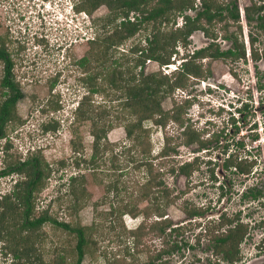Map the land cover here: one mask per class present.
<instances>
[{"label": "rangeland", "instance_id": "rangeland-1", "mask_svg": "<svg viewBox=\"0 0 264 264\" xmlns=\"http://www.w3.org/2000/svg\"><path fill=\"white\" fill-rule=\"evenodd\" d=\"M254 1L257 0H237L242 7ZM78 3V0H0V45L11 57L12 77L23 93L5 128V135L13 145L8 153L0 150V169L32 156L40 159L45 166V176L40 181V188L33 193L35 215L47 210L49 215L68 222L72 227H87L82 264H228L222 259V252L214 251L205 229L225 233L238 221L246 228V234L237 246L238 260L232 264H264V75L261 68L254 65L248 54L247 60L240 59L236 63H231L228 58L192 60L190 73L202 70L200 73L204 75L210 71L208 80L201 84V76L188 77L184 87L162 98L164 110H174L178 120L187 124L190 132L193 129L199 132L207 147L199 151L196 143L185 144V134L176 136L182 127L170 120L165 127H159L149 119L143 123L149 127V144L140 139L128 152L127 148L134 141L126 136L124 129L127 114L121 103L125 95L106 82L103 85L105 92L99 91L90 97V115L102 117L98 119L100 126L107 125L108 121L113 126L107 131L106 139L99 142L94 167L84 161L75 167L74 157L89 158L93 136L90 134V120L77 121L74 110L91 86L101 84L96 77L97 62L92 61L85 69L79 65L78 59L89 49L92 38L104 30L111 32V25L121 18L103 27L109 13L105 5L87 13L76 9ZM130 16L139 17L137 12ZM178 23L180 25L181 17ZM178 23L163 22L156 30L165 35ZM230 25L226 32L220 23L214 30L221 35L235 31L234 25ZM254 25L255 20L244 24L245 32L238 37L242 40L248 38L250 30L257 31ZM152 28L151 24L141 23L133 36L118 47H112L107 61L110 69L120 68L126 75L127 67L133 65L138 53L130 54L128 58L120 57L121 53L126 54L135 44L147 48ZM207 42L200 31L194 32L185 43L186 48L182 47V41L176 43V60L183 59L182 52L186 53V49L205 46ZM115 59L117 63L113 62ZM172 69L173 66H160L154 59H146L133 72L170 73ZM2 74L0 60V80ZM187 96L190 98L182 104ZM242 100L246 101L247 108L241 117L235 118L238 122L231 125L230 121L227 122L232 108L230 103L239 106ZM54 121L59 123L58 130H43V125ZM166 135L170 155L161 163L159 155ZM217 137L221 141L218 142ZM3 141L5 139L1 138V145ZM141 148L148 149L149 155L141 153ZM133 155L140 159L154 158V171L162 167V177L171 189V197L178 194L176 201L165 210L163 217H167L171 225L163 235L149 229L154 220L159 219L152 205L153 188L144 192L152 171L149 165L132 161L130 157ZM185 161L192 163L188 174L181 175L177 167ZM238 163L243 172L235 168ZM171 167L176 170L171 171ZM78 171L83 176L71 186L69 176ZM24 176L25 173L10 171L0 177V196L9 192L15 179H25ZM114 179L118 180V189H108ZM249 188L259 190L256 199L250 198L249 193L242 197ZM76 198L78 204L74 206ZM135 204L137 209L150 204L149 217H143L142 213L136 217L123 213L118 219L117 212H110L112 206ZM0 211L4 210L0 207ZM189 211L199 213L188 214ZM221 213L232 222L220 225L218 217ZM143 218L146 228L140 243L133 246L131 232ZM21 221L19 215L0 221V245L8 243L12 252L18 250L20 258L14 260L15 264L75 263V233L51 222H44L30 231L21 228ZM176 226H181L179 233L172 229ZM7 233L11 238L13 234L15 238L27 237L28 242L15 243V239L9 240ZM174 242L178 247L160 254ZM224 247L228 248L230 244ZM12 257L11 252L3 254L1 251L0 264H11Z\"/></svg>", "mask_w": 264, "mask_h": 264}, {"label": "trees", "instance_id": "trees-1", "mask_svg": "<svg viewBox=\"0 0 264 264\" xmlns=\"http://www.w3.org/2000/svg\"><path fill=\"white\" fill-rule=\"evenodd\" d=\"M201 1V10L197 12L196 18H191L189 15H185L186 22L183 27H177L176 29H171L168 33L160 34L158 30L159 25L163 22L169 23L170 20L174 21V17L177 12H181L184 9L194 7L195 0H78L79 10H83L87 13H92L96 8L101 5H105L109 13L106 15V19L103 23V27H106L114 23L117 18L121 17L124 19L119 20L118 23L111 25V32L109 30L105 31L102 34H98L97 37L92 38L89 41V49L86 53L78 59L79 65L82 68L89 66L92 61L97 62V73L96 77L100 79V85H93L88 89V94L82 97L75 107L74 114L76 120H90V134L93 136V149L88 159H84L82 155L75 158V167H79L80 163L84 161L86 165L90 164L94 167V160L99 152V142L103 138L106 139L107 131L112 128L113 123L108 121L107 125L103 123L99 125V121L102 117H94L90 115L91 108V96L96 92H105L103 85L107 82L110 87L122 90V93L125 95L124 100L121 105L124 113L127 114L126 123L124 124V129L126 131V136L129 139L134 141L133 145H130L127 148L128 152H131V149L137 145L141 140L144 139L143 143L149 144L148 139V128L143 125L145 120H152L154 125L159 127H165L168 120L173 117L176 118L177 114L173 110H164L161 106V100L166 95L172 94L176 89L184 87L186 81L188 80V74L191 72V63H185L183 70L175 73L173 76H170L169 72H151L144 73L143 71L133 72L134 68L138 65L144 63L146 59H154L159 63V65L170 64V57L174 52L175 44L178 40L186 42L188 35L194 29H201L206 35H211L210 30L212 27H215L217 22L223 21L224 19L238 20L239 14L236 4L233 0H229V4H223L219 0H200ZM231 5V6H230ZM256 8V7H253ZM131 10L138 11L139 17H135L134 20L129 19V13ZM249 12V9L247 10ZM249 16V15H248ZM203 17L206 21L202 22ZM258 27L264 28V16L259 15L257 17ZM141 23L151 24L153 26L151 30L152 36L147 41L148 47L141 48L138 45H131L127 53H121L120 57H126L130 54H137L135 62L130 67H127L126 75L124 71L120 68L110 69V64L107 63L112 53L110 50L112 47H118L119 44L129 39L133 36L138 30ZM208 25V26H207ZM156 30V31H154ZM213 31V30H212ZM204 34V35H205ZM205 35V36H206ZM208 37V36H206ZM225 37L237 39L235 31L230 34H226ZM209 38V37H208ZM254 41V37L252 39ZM240 45V46H239ZM236 45V50L228 49L224 52L214 49L209 54L211 56H244V46L243 43ZM209 47L200 48L196 51L197 56H205L208 52ZM125 52V51H123ZM254 57L258 58L259 55L254 51ZM0 60L3 62V74L0 80V139L4 138L2 145L0 144V150H3V153H8L9 149L12 147V140L8 139L6 136V126L10 119L13 118L15 114V107L18 100L23 96L22 91L19 86L15 83L14 78L12 77V62L9 56V53L3 47L0 46ZM117 63V59L113 61ZM111 62V63H113ZM197 71V70H196ZM202 70H199L195 73L199 74ZM194 73V74H195ZM124 76H126L125 79ZM89 78V77H88ZM89 96V97H88ZM88 101V102H87ZM59 123L54 121L53 123L43 125V130H58ZM186 134V140L184 141L186 145L197 143L198 146H205L204 141L200 139V134L193 130L190 132L188 128H185L183 131ZM107 147V145L105 146ZM105 149V148H104ZM142 149V148H141ZM133 150V149H132ZM169 137L165 136V141L161 154L159 158L161 163L165 157L169 156ZM173 150V149H172ZM143 154H148L150 151L148 149H142ZM132 161L138 162L139 165L146 164L149 165L151 178L145 185V191L148 189L152 190L153 188V204L156 216L159 219L154 220V222L149 226V229L156 231L158 235H163L166 228L171 225V221L165 216V210L171 202H175L178 198V194L171 197V189L166 185L163 180V170L162 167L155 168L153 167L152 160L154 158H137L135 155L131 156ZM149 162V163H147ZM191 165V162H183L178 165L177 172L181 175L188 174V168ZM240 172H243L240 163L237 164ZM175 167H171L173 171ZM27 170V171H26ZM45 166L40 161L37 156H32L31 158L25 159L22 162L16 164H10L7 168L0 169V176L8 174V172L13 171L17 173H25V179H15L13 186L10 188L9 192L4 193L0 196V207L4 211H0V221L5 220V218H13L14 215H19L22 219L21 228L29 229L33 231L39 228L44 222H51L56 226H60L63 229L73 232L76 234L77 243L75 246L77 258L74 264H82V260L85 254V245L87 239L85 236V230L87 227L77 226L72 227L68 222L59 221L55 217H52L48 214L47 210H44L39 215H35L34 212V195L33 193L40 188V181L45 176ZM80 170V169H79ZM176 170V168H175ZM26 171V172H25ZM154 171V173H153ZM170 171V172H171ZM80 171L69 176V184L74 185L78 177L83 176ZM118 180H112L108 189L117 188L118 189ZM250 191V197L256 199L259 196V193L256 191ZM74 193V190H71ZM143 192V191H142ZM141 194V190H140ZM247 194L244 193L243 196ZM143 196V195H142ZM73 205L77 206V198L74 200ZM129 205V204H127ZM113 207L110 209V212H117L118 219L122 216L123 213H128L132 217H136L142 213L143 217H149L148 211L151 209L150 204L145 205L142 208L137 209L136 204L130 207ZM9 213V214H8ZM196 211H189L188 214H198ZM10 215V216H8ZM143 220L131 233V241L133 246H137L140 243V238L143 236V232L146 228L145 222ZM235 220V219H234ZM220 222V223H219ZM217 222L220 225L232 222L231 218L225 217L223 214L220 216V220ZM218 225V226H220ZM217 227V226H216ZM208 228V227H207ZM205 229V234L210 236L209 239L212 240L214 251L222 252V259L227 260V262L232 263L238 260L237 254L239 252L237 246L239 241L245 236L246 228L242 225L241 222H236V224L228 228L225 233H219L218 231ZM176 233L180 232L181 226L172 227ZM215 231V232H214ZM9 240L15 239V243L19 242H28L27 237L18 236L15 238L13 234V239L7 233ZM227 243L230 244V247H224ZM8 243H3V250L13 254V259L11 264H15L16 259L20 258L18 250L12 252L11 248L8 249ZM171 246V245H170ZM173 247H178V243L174 242L171 247L168 249H163V252H171ZM25 249V248H24ZM23 251V248L21 249ZM29 251V250H28ZM24 250V252L28 253ZM21 254V253H20ZM158 254L157 256H159ZM15 260V261H14ZM219 262V261H215ZM23 264V263H22Z\"/></svg>", "mask_w": 264, "mask_h": 264}, {"label": "flooded vegetation", "instance_id": "flooded-vegetation-1", "mask_svg": "<svg viewBox=\"0 0 264 264\" xmlns=\"http://www.w3.org/2000/svg\"><path fill=\"white\" fill-rule=\"evenodd\" d=\"M219 1H221L223 4H229L230 2H229V0H219ZM234 1V3L236 4V6H237V9H238V14H239V18H238V20L236 21H234V20H232V19H224L223 21H220V22H217V24L218 23H220V25L222 26V30H224L225 32H226V30H228V28L231 26L230 24H233L234 25V27H235V33H236V36H237V39H235V38H229V37H225V35L226 34H230L231 32H228V33H225V34H223V35H221L220 33H219V31L218 30H214L215 28L214 27H212L211 28V30H210V33H211V35H206L205 33V35L206 36H208L209 37V43L207 44V45H205V46H201V47H194L192 50H187L186 49V53H183L182 52V56H184V57H182L183 59L182 60H176V57H177V53H178V48H177V45L175 44V47H174V52L172 53V54H174L172 57V61H171V63L170 64H167V65H169V66H173V69H172V71L170 72V74H174V73H178V72H180V71H182L183 70V67H184V64L185 63H188V62H192V60H195V61H203L202 59L203 58H213V59H221V60H224V59H230V62L231 63H236V62H238L240 59H242L243 61H245V60H247V57H248V55L250 56V59L252 60V62L254 63V65H256V67H260L261 68V73L264 75V28H261L260 26L258 27V21H257V17L259 16V15H263L264 16V0H261V3H258L257 1H254L253 3H250L249 5H246V6H244V7H242L238 2H237V0H233ZM257 2V3H256ZM201 1L200 0H195V2H194V7H190V8H187V9H184V10H182L181 12H177V14L175 15V19H174V21L173 20H170V23L171 24H173V25H175V22H177L178 23V19H179V17H181V23H180V25H179V23L177 24V26H175V27H173V29H176L177 27H183L185 24V22H186V17H185V15H189L191 18H196L197 17V12L199 11V10H201L200 8H202L201 6ZM231 6V5H230ZM253 7H256V8H253ZM249 9V12L247 11ZM133 12H137V14L139 13L138 11H136V10H131L130 11V13H129V19L130 20H134V17L133 16H130V14H133ZM249 15V16H248ZM202 18V22H205L206 20L203 18V17H201ZM121 19H124V18H121ZM252 20H255V25H254V28L257 30V31H255V32H253V31H251L250 30V33L248 34V38H245V39H241L240 37H238L239 35L241 36V33L243 32V34H244V32H245V30H244V24H251V22H252ZM216 25V24H215ZM208 26V25H207ZM195 30H201V29H194L189 35H188V37H187V40L188 39H190V37H191V35H192V33L195 31ZM213 30V31H212ZM214 31L215 32H217V33H219V35H216L215 33H214ZM233 32V31H232ZM245 37V36H244ZM253 37H254V41L252 40L253 39ZM187 40H186V42H187ZM223 43H222V42ZM225 41H227V42H225ZM177 42H181V41H177ZM176 42V43H177ZM186 42H183L182 41V47H184V48H186V46H184L185 45V43ZM240 42H242L243 43V46H244V56H238V57H234V56H223V55H221V56H211L209 53L210 52H212L215 48L216 49H218V51H221V52H224V51H226V50H228V49H232L233 51H235L236 50V45L238 44H240ZM222 43V44H221ZM186 45H188V43L186 44ZM1 46V45H0ZM240 46V45H239ZM207 47H209V49H208V52H207V54L205 55V56H197L196 55V51H198L200 48H207ZM180 48H181V46H180ZM247 48H248V50H247ZM254 51L255 52H257L258 53V55H259V57L258 58H255L254 57ZM246 54H248V55H246ZM10 56V55H9ZM11 58V57H10ZM171 58V57H170ZM175 61H176V63H175ZM11 62H12V60H11ZM3 63V62H2ZM177 64V65H176ZM12 66H13V63H12ZM210 70V69H209ZM203 72V71H202ZM201 72V73H202ZM210 72V71H209ZM209 72H208V74H209ZM201 73H199L198 75H196V74H188V76L189 77H195V78H197V77H202L203 78V80L201 81L202 83L201 84H203V82L205 81V80H208L207 78L209 77V75L208 74H204V75H202ZM209 87H210V85H209ZM179 89V88H178ZM225 92V94L227 95L228 93H227V91L225 90L224 91ZM190 97H185V100L183 101V102H181L182 104L184 103V102H187V100L189 99ZM239 98V97H238ZM237 98V99H238ZM236 99V100H237ZM180 103V104H181ZM233 103H230V105H231V109H230V111H229V116H228V118H227V122L228 121H230L231 123V125H232V123L234 122H238L235 118H239V117H241L242 115H243V111L247 108V103H246V101H244V100H242L241 101V103L239 104V106H235V105H232ZM174 111V110H173ZM236 113H238V115H236ZM185 114H187V113H185ZM170 121H172L173 123H175L176 125H178L180 128L182 127V130H180L177 134H176V136L178 137V135L180 134V133H182V135L184 134L183 133V131L185 130V128H188V126H187V124H185L182 120L180 121V120H178V118H177V116H176V118H173V117H171L170 119H169ZM194 131H196L195 129H193ZM197 132V131H196ZM197 133H199V132H197ZM214 133H212V135H213ZM186 135V134H185ZM217 141L219 142V141H221L220 139H219V137H217ZM193 144V143H192ZM197 144V143H196ZM190 145V144H189ZM198 145V144H197ZM205 148H207V147H205V146H203V147H200V146H198V149H197V151H199V150H203V149H205ZM196 156H198V155H196ZM229 157V156H228ZM195 157H193V159H194ZM185 162H191L192 163V161H185ZM235 166V168L236 169H238V166L237 165H234ZM0 177H2V176H0ZM250 189V188H249ZM249 189H246L243 193H242V197H243V194L244 193H249L250 194V191H249ZM252 191H256L257 190V193H259V190L258 189H251ZM251 195V194H250ZM250 195H249V197H250ZM251 198V197H250ZM252 199H254V198H252ZM223 213H221V214H219V220H220V216L222 215ZM193 215H196V214H193ZM234 262H236V261H234ZM228 264H232V263H228Z\"/></svg>", "mask_w": 264, "mask_h": 264}, {"label": "water", "instance_id": "water-1", "mask_svg": "<svg viewBox=\"0 0 264 264\" xmlns=\"http://www.w3.org/2000/svg\"><path fill=\"white\" fill-rule=\"evenodd\" d=\"M196 31H200L202 33V35L208 40V42L205 43V45H207L209 43V41H210L209 38L204 35L202 30H195L194 32H196ZM194 32L192 33L193 35H194Z\"/></svg>", "mask_w": 264, "mask_h": 264}, {"label": "clouds", "instance_id": "clouds-1", "mask_svg": "<svg viewBox=\"0 0 264 264\" xmlns=\"http://www.w3.org/2000/svg\"><path fill=\"white\" fill-rule=\"evenodd\" d=\"M72 6H74V4H72ZM70 10L73 11L72 9H70ZM0 246H1V250H0V252L2 251V253L4 254L5 251H4L3 248H2L3 244H1Z\"/></svg>", "mask_w": 264, "mask_h": 264}]
</instances>
